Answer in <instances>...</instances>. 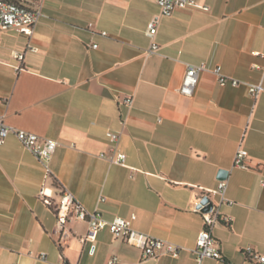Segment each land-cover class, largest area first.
Segmentation results:
<instances>
[{"label": "crops", "instance_id": "0c3cea01", "mask_svg": "<svg viewBox=\"0 0 264 264\" xmlns=\"http://www.w3.org/2000/svg\"><path fill=\"white\" fill-rule=\"evenodd\" d=\"M17 1L40 3L43 16L30 36L0 29V119L59 146L47 174L15 135L0 145V264H196L195 202L216 188L220 169L224 200L210 198L228 221L211 233L223 261L203 264H245L247 246L264 254V93L220 86L209 71L191 96L178 92L186 63L264 83V0H196L208 10L159 16L151 53L145 28L158 15L155 0ZM14 51H25L22 61ZM107 130L119 133L115 145ZM114 146L125 165L108 159ZM239 146L247 169L233 166ZM60 189L105 219L134 215L133 230L185 249L142 261L138 246L104 229L90 254L85 221L69 219L60 239Z\"/></svg>", "mask_w": 264, "mask_h": 264}, {"label": "built area", "instance_id": "2783aa9c", "mask_svg": "<svg viewBox=\"0 0 264 264\" xmlns=\"http://www.w3.org/2000/svg\"><path fill=\"white\" fill-rule=\"evenodd\" d=\"M155 1L158 7V15L150 19L145 28V35L151 39V43L147 49L149 53L155 52L158 49L154 37L157 32L159 16H170L176 9L194 8L202 11L208 10V6L198 3L196 0ZM41 16H43V14L41 12L40 3L35 6H29L18 2L17 0H0V29L12 28L19 33L30 36ZM102 34L105 35V32H102ZM92 47H96V44H93ZM26 49L35 50L36 48L31 44H27ZM24 53L25 51H14L13 56L16 60L22 61ZM205 71L211 72L215 77L216 83L220 86L229 85L236 87L244 85L253 98H257L261 93H264V83L262 81L258 83L241 81L225 75L220 66L216 65L214 67H209L203 62L185 64V71L178 92L184 96H191L197 86L200 75ZM121 103L127 108L132 107V97H124ZM9 134L15 135L18 141L27 148L35 158L41 161L44 165L45 172L48 174L49 167L47 162L59 146V142L24 129L11 128L0 119V145L5 142ZM106 137L110 143L115 145L119 139V133L107 130ZM247 156V151L239 146L233 158V166L247 169L248 165L245 162ZM108 159L113 163L125 165V154L117 150L115 146L112 149V153L108 156ZM226 182V177L218 178L216 188L207 190L205 198L198 199L195 202L194 210L200 214L203 222V228L199 231L196 237L195 247L190 249V251L195 254L196 264H203L206 259L223 261L221 251L217 246L216 239L211 233V229L216 222L221 220L227 222L228 219L227 217L220 215L217 206L213 204L210 195L217 194L223 201ZM261 184H264L263 180H261ZM40 195L47 204L52 205L49 200L50 195L46 193L45 188L40 190ZM100 200H103V198ZM53 212L55 214L58 229L61 231V240L68 235L64 226L69 219L74 218L86 222V233L81 240L90 243V254L93 253V242L95 241L97 234L104 229H108L114 238L123 239L138 246L141 249L140 260L142 261L150 258H157L161 253L177 257L180 251L185 249L183 246L133 230L131 228V220L134 218V215L130 218L116 215L112 219H105L100 212L87 210L67 189H60V194L53 207ZM242 253L245 257V264H264V254L258 252L252 247H245L242 250ZM40 257H44V255L41 254ZM116 263L117 258L112 257L107 264ZM49 264L71 263L63 259L60 262Z\"/></svg>", "mask_w": 264, "mask_h": 264}, {"label": "water", "instance_id": "95a60500", "mask_svg": "<svg viewBox=\"0 0 264 264\" xmlns=\"http://www.w3.org/2000/svg\"><path fill=\"white\" fill-rule=\"evenodd\" d=\"M227 173H228L227 170H225V169H220V170L218 171V175H217V177H218V178H225V177L227 176Z\"/></svg>", "mask_w": 264, "mask_h": 264}, {"label": "trees", "instance_id": "16d2710c", "mask_svg": "<svg viewBox=\"0 0 264 264\" xmlns=\"http://www.w3.org/2000/svg\"><path fill=\"white\" fill-rule=\"evenodd\" d=\"M11 1H15V0H11Z\"/></svg>", "mask_w": 264, "mask_h": 264}]
</instances>
